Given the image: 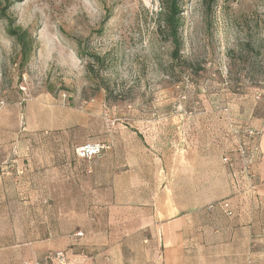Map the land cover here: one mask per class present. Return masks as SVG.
<instances>
[{
    "label": "rangeland",
    "instance_id": "obj_1",
    "mask_svg": "<svg viewBox=\"0 0 264 264\" xmlns=\"http://www.w3.org/2000/svg\"><path fill=\"white\" fill-rule=\"evenodd\" d=\"M179 4L174 57L158 0H0V129L19 131L32 105L62 150L104 143L139 191L228 179L218 149L264 128V0ZM10 27L28 33L27 55Z\"/></svg>",
    "mask_w": 264,
    "mask_h": 264
},
{
    "label": "crops",
    "instance_id": "obj_2",
    "mask_svg": "<svg viewBox=\"0 0 264 264\" xmlns=\"http://www.w3.org/2000/svg\"><path fill=\"white\" fill-rule=\"evenodd\" d=\"M38 115L28 105L19 131L0 129V264H54L46 258L57 251L70 264H264V128L256 139L243 132L240 149L257 150L248 159L218 149L228 179L198 173L196 191L185 185L178 197L139 191L110 152L85 160L62 150ZM207 185L223 190L202 195Z\"/></svg>",
    "mask_w": 264,
    "mask_h": 264
},
{
    "label": "trees",
    "instance_id": "obj_3",
    "mask_svg": "<svg viewBox=\"0 0 264 264\" xmlns=\"http://www.w3.org/2000/svg\"><path fill=\"white\" fill-rule=\"evenodd\" d=\"M8 1V0H3ZM162 6V12L160 15L161 27L166 33V35L171 39L173 44V55L177 57L180 52V40H179V28L181 20V6L179 0H158ZM0 19H5L9 21V18L2 14L0 11ZM10 23H12L10 21ZM9 35L14 37L16 41L21 45L23 55H27L30 51L28 48L29 45V36L26 31L21 29H14L13 27L9 28Z\"/></svg>",
    "mask_w": 264,
    "mask_h": 264
},
{
    "label": "built area",
    "instance_id": "obj_4",
    "mask_svg": "<svg viewBox=\"0 0 264 264\" xmlns=\"http://www.w3.org/2000/svg\"><path fill=\"white\" fill-rule=\"evenodd\" d=\"M245 133L250 139H256L259 136V132L252 129H247ZM106 149L107 146L102 142H88L78 146L75 149V155L77 156V158L80 159L91 160L96 157H101L106 151ZM256 151V148H254V150L249 148L246 149L245 147H242L240 149L241 154L246 159H248L249 156H252L251 154H255ZM218 205L221 206L227 212L228 215L232 214L231 210L229 209V204L227 202H220ZM213 206L214 205H211L210 207ZM76 236L82 237L83 233L78 232ZM46 259L48 261H53L54 264H70L68 255L64 251H57L53 254H50ZM45 261L29 260L24 261L22 264H45Z\"/></svg>",
    "mask_w": 264,
    "mask_h": 264
}]
</instances>
